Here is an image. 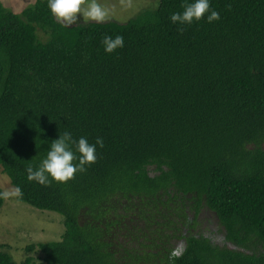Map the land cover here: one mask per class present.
I'll use <instances>...</instances> for the list:
<instances>
[{
    "label": "trees",
    "instance_id": "1",
    "mask_svg": "<svg viewBox=\"0 0 264 264\" xmlns=\"http://www.w3.org/2000/svg\"><path fill=\"white\" fill-rule=\"evenodd\" d=\"M193 2L69 27L48 0L0 3V167L64 226L23 264H170L180 242L174 264H264V0H209L218 21L173 24ZM105 35L124 47L106 53ZM65 131L102 137L96 162L67 183L29 181ZM203 210L223 246L194 233ZM0 264L16 263L1 251Z\"/></svg>",
    "mask_w": 264,
    "mask_h": 264
},
{
    "label": "clouds",
    "instance_id": "2",
    "mask_svg": "<svg viewBox=\"0 0 264 264\" xmlns=\"http://www.w3.org/2000/svg\"><path fill=\"white\" fill-rule=\"evenodd\" d=\"M121 2L123 3L124 0ZM48 7L52 17L66 27L76 24L81 14L84 21L90 20L96 23L105 22L111 15L110 10L98 0H48ZM181 7L183 8L182 12H176L170 16L173 24L191 25L202 20L208 13H210L207 15L208 23L220 19L219 12L211 9L209 0H194L193 3L182 4ZM227 7L230 9L231 5L229 4ZM178 31L182 33L184 28L180 27ZM102 43L104 51L112 54L124 47V38L122 35H115V37L105 35ZM97 145L100 148L104 147L102 137H97L95 144H90L85 137H80L77 141L70 132L65 131L60 134L59 139L51 142L46 158L42 160L37 169L34 170L32 166L26 169L27 178L29 181H36L44 186H51L53 181L58 184L67 183L75 178L77 172H85L86 166L96 162ZM19 193V188L11 191L6 190L0 192V198L8 199ZM184 250H186V246L183 242L178 243L169 253L170 264H174Z\"/></svg>",
    "mask_w": 264,
    "mask_h": 264
},
{
    "label": "rangeland",
    "instance_id": "3",
    "mask_svg": "<svg viewBox=\"0 0 264 264\" xmlns=\"http://www.w3.org/2000/svg\"><path fill=\"white\" fill-rule=\"evenodd\" d=\"M36 1L0 0V3L7 11L20 14L24 9L32 7ZM98 2L110 10L111 19L125 22L142 10L155 8L158 0H124L123 3L121 0H98ZM89 21H84L81 14L77 23ZM36 34L42 42L47 41L48 35H44L39 30ZM0 188L2 191L15 190L1 167ZM63 231L62 216L35 209L19 201L17 195L4 199L0 207V252L8 253L16 264H23L30 258L33 262H39L42 254L37 251H28L27 247L41 242L59 241ZM194 232L210 237L219 246L224 245L222 226L211 212L205 210L201 212Z\"/></svg>",
    "mask_w": 264,
    "mask_h": 264
},
{
    "label": "flooded vegetation",
    "instance_id": "4",
    "mask_svg": "<svg viewBox=\"0 0 264 264\" xmlns=\"http://www.w3.org/2000/svg\"><path fill=\"white\" fill-rule=\"evenodd\" d=\"M199 218V217H198ZM195 233V232H194Z\"/></svg>",
    "mask_w": 264,
    "mask_h": 264
}]
</instances>
